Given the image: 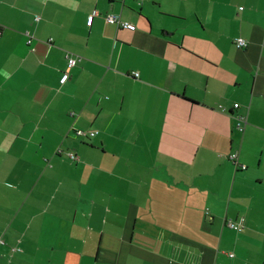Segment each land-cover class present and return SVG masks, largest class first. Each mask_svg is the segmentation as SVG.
<instances>
[{
  "label": "crops",
  "instance_id": "0c3cea01",
  "mask_svg": "<svg viewBox=\"0 0 264 264\" xmlns=\"http://www.w3.org/2000/svg\"><path fill=\"white\" fill-rule=\"evenodd\" d=\"M0 264H264V0H0Z\"/></svg>",
  "mask_w": 264,
  "mask_h": 264
},
{
  "label": "rangeland",
  "instance_id": "374dc122",
  "mask_svg": "<svg viewBox=\"0 0 264 264\" xmlns=\"http://www.w3.org/2000/svg\"><path fill=\"white\" fill-rule=\"evenodd\" d=\"M179 17L182 18L183 16H179ZM176 21L182 22L183 20L176 19ZM188 37H189V35H188ZM188 41L189 40L187 39V42ZM237 123H238V120H237ZM237 123H236V126H237ZM183 144H186V142L184 140H183ZM190 150L193 152V144H192ZM123 151H125V148H123L122 152ZM116 152H120V150L118 148H116ZM124 155L125 154H117L118 160L124 161ZM220 160H222V159H220ZM228 162L233 168L236 166L233 161H232L233 163H231L230 161H228ZM215 164H214V161H212L208 165L213 168V166ZM123 166H125V165H123ZM206 167H207V165L203 162H193V156H191L187 160H184V158H183L180 161H176V162H172V163H165L164 165L154 164L152 162H148L144 167L142 166V168L144 170V174H163V173L168 174L169 173V174H180L182 176H184V174H188V175L192 176V180H193V174H197L198 177L201 174L205 175ZM225 168H226V165L223 166L222 171L223 170L225 171ZM217 169H219V168H213V174H206V175L217 174L219 172V170L217 172ZM239 170H240V168H239ZM246 171L242 170L241 172H246ZM222 174H225V173H222ZM250 176H252V174H250ZM230 184L232 185L233 183H231V181H230ZM231 185H230V187H231ZM247 185H251L253 187V191H249V193H251V195L246 197L245 203H247L250 208H253V206L257 203L256 199L259 198V192H258L259 190L256 189L251 184L250 181L247 183ZM242 200L243 199L238 198L236 194L233 195L232 200H231V206H230V214L231 215L234 213V211H237L239 209L240 204L242 203ZM242 208H244V207H242ZM251 213H252V211H251ZM240 219H241L240 222H242L243 221L242 218H240Z\"/></svg>",
  "mask_w": 264,
  "mask_h": 264
},
{
  "label": "built area",
  "instance_id": "2783aa9c",
  "mask_svg": "<svg viewBox=\"0 0 264 264\" xmlns=\"http://www.w3.org/2000/svg\"><path fill=\"white\" fill-rule=\"evenodd\" d=\"M95 15H96V12H93L92 14H90L88 16V19H87L88 25L92 24ZM107 20L109 22H111V23H116V24L120 25L121 27H124V28H127V29L134 30L136 28L134 24H132V23H130L128 21L121 20L119 15H116V14L107 15ZM29 37H30V35H29ZM31 42H32V39L30 38L29 39V43H31ZM235 44L237 45L238 48H241V47H246L248 45V42L244 38L238 37V38L235 39ZM79 61H81V58H78V57H75V56H72V55H68V69L64 72L63 76L60 79V82L62 84L67 82V80L70 77L69 70L71 68H73L75 65H77ZM135 75L138 76V73H135ZM235 106H239L238 103L235 104ZM236 119L238 120V123H237L238 129L240 131L244 132L245 128H246V125L248 123L247 116L239 115V116L236 117ZM77 134H79V135H83L84 134V135H89V136L92 137V136L97 135L98 131L77 130ZM230 158H231V160H233V162H235V164L238 165V167L240 169L245 170L247 168V166L245 164H242V163L239 162V151L238 150L233 151L231 153V155H230ZM228 225L230 227L236 229V230H242L243 229L242 222H234L232 220H229L228 221Z\"/></svg>",
  "mask_w": 264,
  "mask_h": 264
},
{
  "label": "trees",
  "instance_id": "16d2710c",
  "mask_svg": "<svg viewBox=\"0 0 264 264\" xmlns=\"http://www.w3.org/2000/svg\"><path fill=\"white\" fill-rule=\"evenodd\" d=\"M76 57V56H75ZM239 105V104H238ZM235 107H238V106H235ZM233 161V160H232ZM234 164H235V162H234ZM236 165V168L239 170V167H238V165L237 164H235ZM247 169V168H246ZM245 169V170H246ZM242 170V169H241ZM235 222V221H234ZM237 222H240V221H237ZM242 224H243V221H242ZM243 228H244V224H243ZM243 230V229H242ZM239 231H241V230H239Z\"/></svg>",
  "mask_w": 264,
  "mask_h": 264
}]
</instances>
